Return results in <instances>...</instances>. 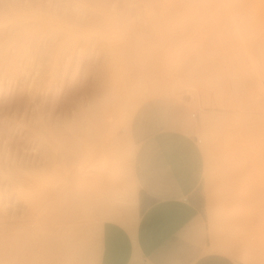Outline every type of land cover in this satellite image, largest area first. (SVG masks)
Listing matches in <instances>:
<instances>
[{
  "label": "bare ground",
  "instance_id": "1",
  "mask_svg": "<svg viewBox=\"0 0 264 264\" xmlns=\"http://www.w3.org/2000/svg\"><path fill=\"white\" fill-rule=\"evenodd\" d=\"M138 1L141 2L140 7H142L144 12H150L151 9L157 7L159 8L157 10L159 13L161 12L160 10L166 13L161 14V16L152 15L149 17L153 28L157 30H162L163 28V32L158 31L152 34L150 30L146 31L144 27L145 31H140L142 28L139 27V32L133 33V29L135 31L138 27L136 26L131 30L129 15L125 11L124 13L127 16L120 13L118 9L116 10L110 0H0V80L4 79L5 76H16L25 79V93H19L8 101L7 105L0 104V108L4 111V116L14 117L12 126L11 122L7 124V121H4L3 123L6 122V127L0 123V219L5 218L3 237L0 241V264H47L48 257L49 259L56 257L58 264H85V256L89 249V240L85 235V227L88 223L87 220L90 218H84L82 212L84 209L88 213L94 211L91 202H98L101 206L108 207L112 211L109 213L110 216H106L112 218L106 219L125 220L126 218L123 219V217L128 214H122L121 209H126L124 207L126 204H128L127 208L130 207L129 209L133 212V217H135V182L132 187L130 186L129 190L131 191L128 197H124L127 192L122 195L119 191V184L125 173L119 160H122L125 149L123 146L121 147L122 144L118 139L122 137H117L115 134L117 123L124 120V126L122 125L124 133L122 136L128 145H133L129 132L131 110L137 108L141 101L137 96L140 95V91L144 93L142 75L140 74L145 65L147 66L146 62L148 60L153 61L155 59L156 62H154L157 63L160 58L158 56V59L155 56L151 57L154 51L155 53L158 52L155 48H158V46L162 48V44L171 43V41H174L172 42L173 44L182 43L186 38L183 35L189 33L178 29L179 32L176 31L175 35L181 34V36L179 38L175 37L174 33L171 32L173 29L171 30L170 28L182 20H179V17L175 16L176 14H171L179 10H185L189 14V11L194 9L195 11H190L193 17L189 18L190 15H187L185 11H183L185 14H180L182 16L180 17L183 19L182 24L187 19H194L195 21L197 19L194 15L196 10H201L198 13L201 12L200 14H202V10L208 11L209 8L215 6V4L217 5L218 0H131V3ZM224 1L225 3L227 2L226 5L229 7L230 1ZM125 3H129V0H125ZM236 6L240 9H264V0H243ZM111 7L115 10L113 11ZM230 7H232V4ZM79 13L80 15H78ZM92 13L94 16L97 15L96 18H99L93 19L89 17V19H81L82 15L85 14L86 16ZM138 16L140 17V15ZM246 19L243 18L242 21L244 22ZM143 20L146 25L145 19ZM194 21L191 24L187 22V27L183 25L189 30ZM102 22L104 25L105 23L107 25L111 24V27H113L111 34L105 40L107 41L105 42L107 47L102 44L103 47L100 46L106 48L104 51L108 55L101 51L106 56H109L107 64L105 62L106 68L103 67L105 68L103 70L104 76H101L100 72L98 74L101 75L97 74V76L106 78L108 85L106 81L105 84L100 82V84L104 85L103 87L100 85L102 89L95 91L98 89L95 87V93L89 94L91 114L86 118V122H83L84 114L79 96H81V90L84 88H78L79 92H74L77 89L72 87L73 92L69 88L65 96H54L52 98H49L50 95L47 90L55 86L53 83L55 77L58 76L55 72L57 65L61 66L64 63L65 57L70 51H78V45L74 49H69L68 47L66 48V44L69 42L71 44V42H75L79 38L90 40V36L98 31L99 24ZM149 25L151 26V24ZM148 27L146 28L148 29ZM166 28L171 30L169 31L174 37L168 31L164 33ZM102 36L103 33L100 38ZM53 37L54 39H52ZM66 39H69L68 43ZM179 39L182 40L180 41ZM178 43L176 45L177 49L178 45L181 44ZM207 45H204L203 50L209 49ZM165 46L163 47L164 49ZM173 46L177 50L175 45ZM88 47L90 49V46ZM170 48L172 49V46L168 47L167 54H169ZM98 49L100 48L98 47ZM146 49L154 51L148 53ZM46 50L47 54L44 53ZM67 50L69 53H66ZM96 50V48L93 50V55L96 54ZM161 50L163 51V49ZM62 53H64V56ZM146 55L151 58L148 57L147 59ZM166 56L161 55V59L163 57L165 59ZM170 56H172L171 53ZM58 57L63 59L60 64ZM169 58L167 59L168 61ZM191 60L187 62H196L194 59ZM235 60L236 62L238 61L237 57L228 59L231 65L235 63ZM158 64L155 65L158 66ZM169 64L171 63L169 62ZM195 64L196 66L191 67V69H198V67L200 69L201 65L199 63L198 65L197 63ZM162 65V68H166L164 64ZM152 66L154 67L153 64ZM214 67L213 70L218 68ZM189 68L190 65L186 68L187 72L184 73L186 78L187 76L191 77L190 72L192 70H188ZM219 69L221 67L217 70ZM94 70L96 71V69ZM183 70L185 71L184 68ZM194 72L191 73L193 74L192 76L198 77L199 71H197L198 73ZM132 73L136 75L132 77ZM154 73L158 74L159 72L154 71ZM154 73L153 77L150 75L149 79H155ZM214 73L219 75V72ZM169 75L171 76L172 74L169 73ZM158 77L160 76H157V79H159ZM172 77L174 78V76ZM217 77L214 78L218 80L219 78ZM145 78L147 80V76ZM93 79L95 80V78ZM153 82L155 83V81ZM147 85L148 82L146 87H148ZM164 85L166 86V84ZM168 86L169 83H167ZM167 87L164 88L167 89ZM160 89L161 87L156 84L150 88V92H157ZM167 90L169 91V88ZM179 90L181 91V89ZM27 104L29 105L25 120L17 121L18 117L25 111L24 106H27ZM30 110L32 111L28 115ZM11 112L12 115H10ZM2 115L0 114V116ZM28 118L30 122L25 124ZM249 118L251 119H248V116L242 117L234 114L220 118L222 120L221 123H223L222 131L224 136H226L224 138L227 140V146L225 139H223V145L228 147L230 158H233L234 153L242 148L248 156L251 166L264 176V118L259 116ZM82 122L85 124L84 135H86L84 136L83 145L80 142ZM19 124L28 126L29 130L25 141L30 140L32 142L35 140L32 148L41 144L39 150L35 148V153L28 155L21 153L20 142L17 140L3 143L5 136H10L8 130L11 133L14 129L17 131L16 125ZM244 128L248 132L245 133L246 135L241 134V132L244 133ZM215 138V135L211 136L212 140ZM44 141H47V143ZM34 175L41 179L49 180V182H54V186L43 197L41 209L39 208L38 212H23L22 210V213H20L21 211L15 212V209L12 213L7 211L4 201L7 197H10V201H14L15 197H20L24 190L31 189L34 184L32 182ZM84 188L90 192L87 197L88 207L86 208L84 207L85 204L83 205ZM213 194L212 197L216 193ZM37 213H39V216L35 217ZM127 213H130V211ZM133 220L135 221V218ZM100 226L101 222L98 230L99 239ZM240 247L239 243L237 246L236 242L235 244L225 242L217 249L225 256L239 257L245 263L262 261L256 253L246 249L241 250ZM50 261L48 260V263H51Z\"/></svg>",
  "mask_w": 264,
  "mask_h": 264
},
{
  "label": "rangeland",
  "instance_id": "2",
  "mask_svg": "<svg viewBox=\"0 0 264 264\" xmlns=\"http://www.w3.org/2000/svg\"><path fill=\"white\" fill-rule=\"evenodd\" d=\"M110 1H112L113 7H116L115 9H118L120 13H126L127 15H129L131 19V21L129 20L131 30L136 26L138 27L136 28L137 30L135 29V31L133 29V33H136L140 28H142V30L140 31H145L146 29V31L150 30L152 34L158 31L163 32V28L162 30L154 29L152 23H150L149 21V17L152 15L161 16V14H166L162 10H160L161 12L159 13V11H157L159 10V8L156 7L151 9L153 13L151 11L144 12L142 7H140V1L131 3V0H129V3L131 4H126L125 0ZM229 1V4H232V7H230L229 4V7H227V2L225 3L224 0H218L217 5L215 4V6L209 8L208 11L202 10V14H200L201 12L198 13L201 10H196V14L194 15L197 17V19L194 17L196 19L195 21L194 19H189L191 20L190 22H188V19V21L184 20L185 23L183 24L186 27L188 26L187 22L191 24V22L194 21L193 25H191L192 27L189 30L181 23L183 21L181 15H184L185 13L187 14L188 12H186L185 10H179L174 14H171H176L175 16L179 17L178 19H181L182 21H178L175 26L170 28L175 32L171 31L169 28H166V31L164 30V33H166L167 31L169 33L171 31L175 35L177 32L182 30L183 32L187 31L189 33H184L185 35L183 36L184 38H186L182 43L179 42L181 44L177 42L179 44L178 49L176 46L177 43H172L174 41H171L172 45H170V42V44H162L163 47L166 45L165 49L163 47L160 48L159 46L158 48H155L156 50H158V52H160L159 54L167 55L165 59L164 57L162 58L163 60L161 59V55H157L158 52L155 53L154 50L146 49L148 53L154 51L152 55L148 54L151 55L152 58L154 56L155 58H157V56L158 58H160H157V63H155V59L153 61L148 60L149 63L148 61L146 62L147 66L145 65L140 74L142 75L141 78L145 94L143 93V91H140V95H137L139 99H141V101L139 102L137 108L131 110L130 122L132 124V122L140 113L142 106L152 99L161 96H169L177 99H180L182 95L187 97L190 112L195 114L193 117L196 126L195 134L199 139V145L204 158L203 176L198 190L202 196V201L204 204L207 252L219 254L226 258L230 257L229 259L243 264H264V176L258 170L251 166L249 158L242 148L240 149V151L234 153L233 158H230L228 147H225V145H223V139H225L226 146L227 140L226 138H224L226 136H224L223 134V123H221L222 120L220 119L221 117L230 114L242 117L248 116V119H251L249 117L255 116L264 118V9H240L236 5L241 3L243 0ZM224 4L226 7L224 6ZM111 9H113V11L115 10L112 7ZM183 11H185V13ZM190 11L189 14H187L190 15L189 18L193 17L191 16ZM198 14L200 15L198 16ZM78 15H80V13ZM138 15H140V17ZM96 16L97 15L94 16L93 13L86 16L84 14L81 16V19L85 20L89 19V17L95 19ZM243 18H247L246 20H244L245 23L242 21ZM135 19H138L137 22ZM143 19H145L146 25L144 24ZM147 22L149 23L147 24ZM149 24H151V26ZM99 26V32L97 31V34L95 33L96 35L92 34L90 36L93 39L90 38L89 40L85 38H79L75 42H71L73 46H71L69 39H66L67 43L69 42L68 44H66V48L68 47L69 49H74L75 46L78 45V51L75 52V50H69V53L67 50L66 53L69 54H67V56L65 57L64 63H62L61 66L57 65V69L55 72L56 74H58V76L55 77L53 83L55 84V86L47 90L48 94L50 95L49 98H52L54 96H65L69 88L71 89L70 91L73 92L72 87L74 89H77L74 92H79L78 88H84L81 90V96H79L81 99V106L84 114L83 122H86V118L91 114L89 94H94V89L96 88L98 89L95 91L101 90V86L103 87V84H105L106 81V78H103L101 76H104L103 70L106 68L109 56H106L108 54L104 51L106 50V48L102 47H107V44L105 43L107 41L105 40H107L106 37H109V35L111 34V30L113 29V27H111V24L107 25L105 23L104 25L103 22L100 23ZM104 26L106 27L103 29ZM146 27H148V29ZM101 28L103 31L100 30ZM107 28L110 32L107 30ZM101 32L103 33V36H105H102L103 38L101 37L102 40L100 38V36L102 35ZM171 32L170 35L172 34ZM174 35L172 34V37H174ZM179 36H181V34H179L178 36L175 35V37L178 38ZM54 37L52 39H54ZM102 41H104V44L102 43ZM205 44H208L207 46L209 47V49H204L207 51L203 50ZM173 45H175L177 50L174 49ZM88 46H90V49ZM170 46H172V49L170 48L169 54H167L168 47ZM98 47L100 49H98ZM95 48L97 49L96 54L93 55V50ZM161 49H163V51ZM101 50L104 51L106 55ZM160 50L162 51V53ZM46 52L47 50L44 51V53ZM170 53L172 56H170ZM62 54L64 56V53ZM148 55H146L147 59L148 57L151 58ZM168 55L170 56V58ZM62 57H58L59 64L63 60ZM167 57L169 58V61L167 60ZM231 57H237L238 61L236 62L235 60V63L231 65V63L228 61V59L230 60ZM190 58L194 59L196 62H187L191 60ZM223 59H225L227 62ZM151 62H154L152 63L154 67L152 66V64H150ZM159 62L160 64H164V67L166 68H162L163 65L158 64ZM167 62L168 64H166ZM169 62L171 64H169ZM101 63H103L105 66ZM195 63H197V65L199 63L202 68L200 67L199 69V67L197 66L198 69H191V67L193 68V66H196ZM155 64H158V66ZM189 65L190 68L188 70H192H190V76L192 77H190L191 79L189 78V76H187V78L189 79H187L186 76L184 77V73L187 72L186 68H188ZM155 66L157 67L155 68ZM213 67H221V69L217 70L218 68H216V70H213ZM183 68L185 69V71L183 70ZM94 69H96L97 72ZM154 71H157L159 73H154ZM194 71H199V74H197L198 72L196 73L198 77L192 76L193 74L191 73H193ZM99 72L102 75L98 74ZM150 72L152 73L149 74ZM214 72H219V75ZM134 73L131 74L132 77L136 75ZM153 73L155 79H149L150 75H152L151 77H153ZM169 73L172 75L170 76ZM97 74L101 76H97ZM156 74L157 76H160L158 77L159 79H157V76H155ZM146 76L147 80L145 78ZM172 76H174L175 80L177 81H175ZM213 76L219 79L217 80ZM93 78H95V80ZM97 78L99 81L97 80ZM153 81H155V83ZM157 81L159 82V84ZM171 81H173V86L172 83H170ZM24 82L25 79H21V77L16 76H5L4 79H1L0 104L7 105L8 101L12 100L19 93H25ZM92 82L94 83L92 84ZM100 82L103 84H100ZM147 82L148 87H146ZM57 83L58 85L56 86ZM163 83L166 84V86ZM167 83H169L168 87ZM106 84L108 85L107 81ZM156 84L159 85L161 89L157 92H150V88H152L153 85ZM164 87H167V89L169 88V91ZM179 89H181V91ZM177 92H179V94H177ZM28 105L29 104H27V106H24V114L22 113L18 117L17 121L25 120L28 112ZM31 111L32 110L29 111L28 115H30ZM12 112L10 115H12ZM0 114H3L2 116H0V123L6 127V122H3L7 121V124L11 122L12 126L14 117L10 118L4 116V111L2 108H0ZM27 120L28 121L25 124H29L30 119L28 118ZM122 121H120V123H117L115 131L117 137H122L118 139L122 144L121 147L123 146V148L125 149L122 160H119L122 164V169L125 172L119 184V191L122 195L127 192L124 197H128L131 191L129 190L130 186L132 187L134 183L132 159L136 146H134V144L128 145V143L124 140V137L122 136V134L124 133V120ZM83 122L80 138L81 145H83V140L85 139L84 136H86L84 135L85 124ZM244 127L248 128L247 126ZM16 129L17 131H15L14 129L12 133L10 130H8L10 136H5V138L3 139V143L17 140L18 142H20L19 148L21 149V153L27 155L33 153L36 150H39L41 144L35 146L36 150L35 148H32L35 140H33L32 142H30V140H27V142L25 141V137L28 135V126L19 124L16 125ZM4 131L5 129L3 130V133ZM243 132L244 133L241 132V134L246 135L245 133H248L246 132L245 128ZM212 135H215L216 137L214 140L211 139ZM44 142L47 143V141ZM212 164H214V167L212 166ZM208 167L210 168L207 169ZM32 182L34 183L33 187L31 189L24 190L20 197L17 196L15 197V199L13 198L14 201H10V197H7V199L5 198L6 200L4 201V206L7 211L12 213V211L15 209V212L21 211L20 213H22V210L23 212H38L41 206V202L43 201V197L47 195L52 186H54V182H49V180L41 179L39 177H36L35 175L33 176ZM84 189L83 205L85 204L84 207L86 208L88 207L87 197L90 192L87 191L86 188ZM213 193L217 194H215V198L212 197ZM91 203L93 204L94 211L92 213H88L86 209H84V211L82 212L84 218H90L89 220H87L88 223L85 227V235L89 240V249L85 256V264H97L99 249V223L103 222L107 218L106 216H110L109 213L112 212L108 207H103L100 205V203L98 204V202ZM127 205L128 204L124 206L127 210L122 208L121 211L122 214L128 215H123L125 216L123 217V219H126L121 221L127 224L130 229H132L135 223L133 219L136 218V216L133 217V212H131V210L129 209L130 207L127 208ZM128 211H130V213H127ZM37 216H39V213H37L35 217ZM1 219L0 241L3 237V226L5 218L2 219L3 223ZM225 242H231L232 244H235L236 242L237 246L239 243V245L241 246V250L246 249L256 253L262 259V261L245 263L239 257H228V255L225 256V254H222V252L217 249L220 245L225 244ZM48 260H51V263H48ZM48 260L47 264H58L56 257H52V259H49L48 257Z\"/></svg>",
  "mask_w": 264,
  "mask_h": 264
},
{
  "label": "crops",
  "instance_id": "3",
  "mask_svg": "<svg viewBox=\"0 0 264 264\" xmlns=\"http://www.w3.org/2000/svg\"><path fill=\"white\" fill-rule=\"evenodd\" d=\"M193 117L184 95L161 96L130 122L135 223L101 222L97 264H243L207 252L198 190L204 158Z\"/></svg>",
  "mask_w": 264,
  "mask_h": 264
},
{
  "label": "built area",
  "instance_id": "4",
  "mask_svg": "<svg viewBox=\"0 0 264 264\" xmlns=\"http://www.w3.org/2000/svg\"><path fill=\"white\" fill-rule=\"evenodd\" d=\"M194 115H195V114L192 113V116H194ZM198 141H199V139H198Z\"/></svg>",
  "mask_w": 264,
  "mask_h": 264
}]
</instances>
